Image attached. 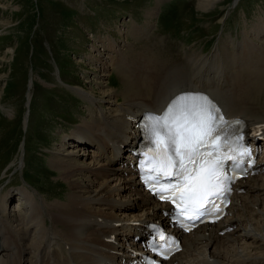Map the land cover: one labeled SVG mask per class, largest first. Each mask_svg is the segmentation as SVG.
Instances as JSON below:
<instances>
[{
  "label": "bare ground",
  "instance_id": "1",
  "mask_svg": "<svg viewBox=\"0 0 264 264\" xmlns=\"http://www.w3.org/2000/svg\"><path fill=\"white\" fill-rule=\"evenodd\" d=\"M221 1L199 0L198 9L208 12ZM157 10H149L148 18H156ZM259 22L243 41L227 45L220 41L209 56L186 57L187 70L185 66L159 67L138 57L140 62L129 63L125 48L108 39L114 56L105 69H117L122 77L121 92H104L98 98L85 89H75L89 103L90 118L71 130L50 159L70 193L66 201L51 203L26 188L13 193L11 201L9 193L0 196V264H130L138 260L137 251L149 235V224L170 223L165 217L170 208L141 188L137 168L132 166L137 158L131 152L141 136L138 120L145 112L162 111L180 93L207 94L226 117L244 119L248 140L264 147V109L257 106L264 95V62L260 59L264 48L258 44L264 41V18ZM137 26H133L134 38L151 35ZM230 46L235 47L233 52ZM125 47L132 50L131 44ZM92 60L100 61L97 56ZM33 85L31 81L29 104ZM28 122L29 113L27 127ZM21 160L23 167V157ZM258 165L264 169V156ZM237 187L243 192L234 197L231 214L184 235V250L168 264L264 263V251L254 252L264 249V176L242 180ZM16 196L24 205L15 204L11 212L9 206ZM20 211V216L10 217Z\"/></svg>",
  "mask_w": 264,
  "mask_h": 264
},
{
  "label": "rangeland",
  "instance_id": "2",
  "mask_svg": "<svg viewBox=\"0 0 264 264\" xmlns=\"http://www.w3.org/2000/svg\"><path fill=\"white\" fill-rule=\"evenodd\" d=\"M159 1L163 6L161 13ZM198 1L0 0V196L9 193L11 201L13 193L17 195L26 188L36 198L43 197L49 203L66 201L70 189L59 180L50 159L52 152L61 149L71 130L83 119L90 118L89 103L75 89H85L98 98L104 92L120 93L122 89V77L117 69H105V64L114 56L109 51L108 39L125 48L129 63L150 59L159 67L185 66L187 70L190 66L185 63L186 57L212 54L214 39L222 29L218 18L227 9L239 7L241 10L256 3L258 8L249 13L251 16L261 12L264 5V0L238 3L222 0L204 12L198 9ZM156 10L157 17L148 18V13ZM233 15V22L243 20L242 13L233 11ZM254 17L249 18L247 29L255 30L259 25L260 16ZM133 26L150 31L151 35L136 39L132 35ZM230 34L241 40L246 32L242 35L235 30ZM208 40L213 46L209 42L205 48ZM222 42L234 43L231 39ZM126 44L132 45L131 51ZM234 48L230 46L229 51L233 52ZM94 56L100 61L92 60ZM260 59L263 63L264 55ZM31 81L34 85L29 104ZM105 106L103 103V109L107 110ZM257 106L264 109V95ZM17 203L24 205L16 196L9 206L11 212ZM254 250L257 254L264 251L263 248Z\"/></svg>",
  "mask_w": 264,
  "mask_h": 264
},
{
  "label": "snow or ice",
  "instance_id": "3",
  "mask_svg": "<svg viewBox=\"0 0 264 264\" xmlns=\"http://www.w3.org/2000/svg\"><path fill=\"white\" fill-rule=\"evenodd\" d=\"M228 123L206 96L193 95L176 98L162 116L148 118L144 132L151 146V166L147 171L155 175L147 179L154 181L152 190L160 193V199L179 201L182 213L195 205L197 219L204 214L198 210L205 204L209 205L205 212L212 214L216 201L209 197L223 190V162L232 159L222 156L221 150L231 136L239 139L229 132Z\"/></svg>",
  "mask_w": 264,
  "mask_h": 264
}]
</instances>
